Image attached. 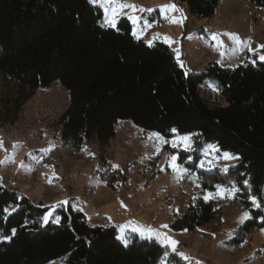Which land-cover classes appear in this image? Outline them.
<instances>
[{"label":"trees","instance_id":"obj_1","mask_svg":"<svg viewBox=\"0 0 264 264\" xmlns=\"http://www.w3.org/2000/svg\"><path fill=\"white\" fill-rule=\"evenodd\" d=\"M181 1L198 19L212 17L220 4ZM249 1L264 9V0ZM102 16L90 0H0V125L16 123L35 93L59 83L69 94L57 120L66 148L105 145L119 121L166 138L192 134L196 146L215 144L236 157L227 173L203 174L202 188L235 183L255 197L253 204L237 195L249 218L229 243L264 230V63L213 65L187 76L167 45L134 38L125 22L106 28ZM206 79L214 81L222 105L211 106L201 95ZM47 211L0 185V264L177 262L156 241L123 246L114 227L89 226L70 206L55 210L58 224L43 225ZM218 215L215 202L200 199L170 228L196 233Z\"/></svg>","mask_w":264,"mask_h":264},{"label":"rangeland","instance_id":"obj_2","mask_svg":"<svg viewBox=\"0 0 264 264\" xmlns=\"http://www.w3.org/2000/svg\"><path fill=\"white\" fill-rule=\"evenodd\" d=\"M90 1L102 10L104 27L117 29L125 22L134 38L147 45H167L187 76L206 73L213 65L234 68L264 63L260 59L264 48L259 47L264 45V9L249 0H220L214 15L204 19L189 14L181 0ZM118 4L136 8L118 9L113 16L111 8ZM166 5L181 11L162 12ZM131 17H136L135 22ZM112 21L115 27L110 26ZM205 81L201 95L211 106L222 105L214 81ZM68 101V92L53 83L35 93L16 123L0 125V185L47 207L43 225L58 224L55 210L70 206L84 215L89 226L114 227L125 247L134 239L168 247L177 257L175 264H264V230L253 232L237 246L229 243L249 218L237 195L255 204L249 191L235 183L213 184V190L203 189L200 183L203 174L227 173L235 156L228 153L235 158H225L227 152L215 144L196 146L192 134L173 132L166 138L130 121H119L105 145L91 141L79 149L66 148L57 120ZM233 187L238 191L232 193ZM200 199L215 202L218 217L196 233L172 230L174 219ZM169 241H176L175 251Z\"/></svg>","mask_w":264,"mask_h":264},{"label":"snow or ice","instance_id":"obj_3","mask_svg":"<svg viewBox=\"0 0 264 264\" xmlns=\"http://www.w3.org/2000/svg\"><path fill=\"white\" fill-rule=\"evenodd\" d=\"M92 2H93V3H96V2H99V0H92ZM108 2L111 3V0H108ZM124 7L132 8V9H135V8H136L135 5L118 4V5H115L114 7L111 8V14H112L113 16L116 15V14H117V10H118V9H122V8H124ZM168 10H172V11H181L180 9L176 8L175 5H166V6H163V7L161 8V11H162V12H166V11H168ZM141 11H142V9H141ZM131 18H132L133 21L135 22L136 17H131ZM171 22H182V21H175V20H173V21H171ZM106 23H108L107 9H106ZM110 26L115 27V22L112 21L111 24H110ZM237 43H239V40H237ZM259 47H260V48H264V45H261V46H259ZM260 59H261V60H264V56H260ZM173 131H175V129H173ZM152 135L155 136L156 134L153 133ZM182 139L187 140L188 137H183ZM213 148H215V146H213ZM82 151H87V150H86V149H82ZM224 156H225V158H235V157H229V154H228V153H225ZM172 159L175 160V157H172ZM0 163H2V161H0ZM113 167H116V166H113ZM217 187L219 188V186H217ZM236 191H238V189H236L235 187H233V188L231 189V192H232V193H235ZM205 199H208V197H205ZM250 199H252L253 202H255V197H250ZM5 211H7V209H5ZM247 215H248L247 213H244V214H243L244 218H246ZM45 222H47V217H45ZM241 222H242V221H241ZM162 227H167V226H166V225H163ZM133 231H137V229H133ZM140 231H141V235H142V238H143V230H140ZM148 231H149V232H152L153 230L149 229ZM157 236H159L158 233H157ZM149 238H150V237H149ZM169 243L173 246V251H175V244H176V241H169ZM178 255H180L182 259H185V260H188V259H189V258H188L187 256H185L183 253H178ZM196 264H200V262L197 261Z\"/></svg>","mask_w":264,"mask_h":264}]
</instances>
